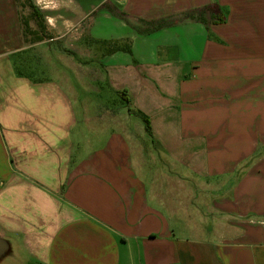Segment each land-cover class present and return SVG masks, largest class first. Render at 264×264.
I'll return each instance as SVG.
<instances>
[{
  "label": "crops",
  "instance_id": "1",
  "mask_svg": "<svg viewBox=\"0 0 264 264\" xmlns=\"http://www.w3.org/2000/svg\"><path fill=\"white\" fill-rule=\"evenodd\" d=\"M32 2L130 52L18 74L0 0V264H264V0Z\"/></svg>",
  "mask_w": 264,
  "mask_h": 264
},
{
  "label": "rangeland",
  "instance_id": "2",
  "mask_svg": "<svg viewBox=\"0 0 264 264\" xmlns=\"http://www.w3.org/2000/svg\"><path fill=\"white\" fill-rule=\"evenodd\" d=\"M19 12L21 17H24L27 19L29 17V10L27 7L23 6V0H16ZM87 6L90 4H95L97 0H86ZM106 8V7H104ZM107 9V8H106ZM99 10H101L99 8ZM99 12L96 11V13H93V18L98 14ZM96 18L99 20V18L96 16ZM104 22L107 24L111 23V20H104ZM84 26V25H83ZM29 29H36L35 23L30 20L29 21ZM77 29V32L75 31ZM59 32H61V29H56ZM53 37L55 39L51 41H44V42H38V41H32L33 36L30 34H27V43L25 44V48L19 52L13 59V67L14 70L23 73L25 75H28L30 77L40 78L49 74L52 76L54 73L53 71L55 69H64V66L66 64V60L72 62H75L76 67L78 68V62L83 63V67H81L80 71L83 72V75L87 78L86 85H97L98 87L102 86L105 87L106 84L99 80V74L96 70V67L98 69H103L101 67V62L96 65V61L94 59L96 51L101 54H108L109 48L111 47V43H104L96 41L89 37V33L86 32L87 29H84L83 27L71 29V37L68 38V35H61L57 34L55 30L52 29ZM56 33V34H55ZM76 33V34H74ZM58 35H60L58 37ZM58 37V38H57ZM63 50H68L73 53L72 56L63 53ZM80 53V56L78 55ZM85 55V56H84ZM70 56V57H69ZM74 57V60H72ZM72 58V59H71ZM66 59V60H65ZM96 65V66H95ZM85 69V71H84ZM81 74V73H80ZM105 74V73H104ZM81 96L83 93H81ZM90 95V94H88ZM76 105V111L78 113L79 108V98L77 97L75 100ZM124 104V102H123ZM95 118H91V122L94 121ZM137 119L140 123L142 121L137 117ZM143 125V123H142ZM91 125L89 128L91 129V132L93 129H97L96 127H92ZM152 141V140H151ZM157 154L161 157V151L157 150Z\"/></svg>",
  "mask_w": 264,
  "mask_h": 264
},
{
  "label": "trees",
  "instance_id": "3",
  "mask_svg": "<svg viewBox=\"0 0 264 264\" xmlns=\"http://www.w3.org/2000/svg\"><path fill=\"white\" fill-rule=\"evenodd\" d=\"M23 6L27 7L29 10V17L25 19L24 17H21L23 31H24V37L25 41L27 42V34H30L33 36L32 41H42V40H50L53 38V34L47 29L45 19L41 13V11L33 4L32 0H23ZM32 20L35 23L36 29H29V21ZM118 50H124L126 52H130V49L128 46H120L116 43H112L111 47L109 48V53L118 51ZM63 52H66L70 55H73L71 51L63 50ZM108 53V54H109ZM20 73V72H16ZM122 97V93L120 94ZM122 99L126 103V107L128 110V113L133 114L137 116L143 123L145 132L150 135V121L146 114L139 110H132L130 109L128 103V99L125 97H122Z\"/></svg>",
  "mask_w": 264,
  "mask_h": 264
},
{
  "label": "water",
  "instance_id": "4",
  "mask_svg": "<svg viewBox=\"0 0 264 264\" xmlns=\"http://www.w3.org/2000/svg\"><path fill=\"white\" fill-rule=\"evenodd\" d=\"M3 249H4V243L2 240H0V256L2 254Z\"/></svg>",
  "mask_w": 264,
  "mask_h": 264
}]
</instances>
